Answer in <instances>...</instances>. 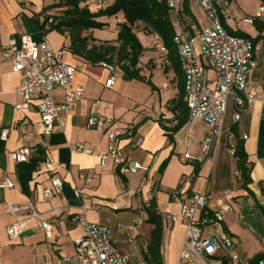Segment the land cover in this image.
Masks as SVG:
<instances>
[{"label": "crops", "instance_id": "crops-1", "mask_svg": "<svg viewBox=\"0 0 264 264\" xmlns=\"http://www.w3.org/2000/svg\"><path fill=\"white\" fill-rule=\"evenodd\" d=\"M61 1L0 0V185L6 179L14 183L13 189L0 188V261L62 264L64 258L76 252L74 240L83 234L78 217L84 213L88 221L107 225L116 248L135 264H178L186 233L180 217L181 201L202 192L212 197L209 210L223 214V221L209 224L204 234L231 238L243 263L257 264L264 259V24L243 21L247 29L236 28L222 12L228 32L245 33L258 46L260 67L252 75L251 85L259 96L238 121L234 119L235 96L229 97L220 144L208 157L201 142L211 133V127L204 121L191 120L188 109L184 113L175 109L178 77L167 54L156 46L146 47L138 65L142 79L126 80L115 66L117 77L107 86L113 72L104 64H93L74 54L70 50V35L53 29L51 20L45 23L48 16L56 14L52 6ZM87 1L90 7L99 6L94 0ZM114 1L105 3L110 5ZM228 1L226 7L231 3ZM195 7L186 2L178 14L171 12L176 35L193 36L204 28ZM114 17L118 20V33L124 16L120 13ZM101 20L108 24V17ZM199 25L201 29H197ZM91 32L101 41H114L117 37L116 34L112 39H100L96 30ZM140 33L146 32L137 35ZM147 35L156 43L157 38L162 41L158 35ZM24 37L35 42L48 40L55 51L65 49L63 61L76 68L75 81L85 87L86 98L75 110L62 113L51 134L44 133L37 109L39 99L33 100L31 109L18 108L23 103L17 91L23 76L2 58L9 38L20 44ZM207 76L213 78L209 69ZM54 98L62 102V92H55ZM91 113L110 117L115 121L113 128L131 127L142 137L140 145H135L125 135L120 146L126 156L147 170L120 175L112 162L106 167L100 165L99 155L107 152L109 140L107 132L87 126ZM4 131L8 133L5 138ZM81 144L94 152L79 151ZM238 144L244 146L248 155L249 183L242 180L237 159L231 153ZM22 147L31 148L32 156L29 161L17 162L13 153ZM184 154L190 156L185 163L180 159ZM47 159L54 163L50 169L45 164ZM52 173L64 180L62 193L44 200L41 188L51 185ZM189 174H195V178L184 187L181 200L172 199L182 177ZM29 201L44 220L53 224L51 236L31 225L11 239L8 229L16 219L7 213L8 205ZM139 218L142 223L136 226ZM155 229L160 236L151 249ZM216 260V264H236L225 250L219 252Z\"/></svg>", "mask_w": 264, "mask_h": 264}, {"label": "built area", "instance_id": "built-area-1", "mask_svg": "<svg viewBox=\"0 0 264 264\" xmlns=\"http://www.w3.org/2000/svg\"><path fill=\"white\" fill-rule=\"evenodd\" d=\"M97 5H103L106 0H94ZM164 3L172 13L178 14L184 3L199 7L208 17L209 25L197 31L193 36L177 34L174 37L177 56L184 74L185 103L188 107L191 120H201L211 127V133L201 142L203 153L212 157L220 144L224 131V122L227 113V103L231 95L235 96L237 111L235 121L253 101L258 99L256 89L251 85L252 75L259 69L260 61L256 56L257 44L251 39L233 35L226 29L223 20V6L228 0H156ZM260 21L264 24V0L260 10L254 17L244 18L247 24ZM156 49L168 54L164 43L157 38ZM66 50L55 51L48 40L35 42L30 37H24L20 44L9 38L2 49V58L12 64L13 70L22 74L23 78L17 91L23 98L20 109H31L32 102L39 99L38 112L45 134H51L55 125L60 121L64 111L75 110L79 103L86 98L83 84L75 81L76 68L63 61ZM264 64V56H263ZM112 72V77L106 85L111 86L116 77V67L106 65ZM207 69L213 73V78L207 76ZM264 87V72L262 79ZM60 91L63 101L57 102L54 93ZM115 121L96 113L88 117L87 126L107 132L108 149L99 155L100 165L106 167L112 162L120 175L138 173L147 170L141 163L130 159L120 146V139L128 136L133 144L140 145L142 137L133 128H113ZM4 131L2 136H7ZM78 150L85 154H92L94 150L86 144H81ZM235 153V149L231 150ZM17 162L29 161L32 150L22 147L13 153ZM182 162L190 159L189 154L181 156ZM50 169L53 162H45ZM66 168L65 164H61ZM195 174L182 177L180 188L172 195V199L181 200L184 187L190 185ZM51 185L42 186V198L47 200L53 194H61L64 180L51 174ZM0 188H14V183L6 179ZM79 197L80 191H76ZM208 192L197 193L187 201H181V214L185 227V239L178 264H216L220 251L225 250L228 257L236 264L243 263L235 251V243L227 236L221 238L216 235H205L204 230L211 223L223 221L221 212H211L208 204L211 200ZM83 210L85 205L82 206ZM229 208H226L228 210ZM7 213L11 214L16 222L8 229L11 239L17 237L31 225L51 236L53 224L44 220L33 202L9 203ZM169 213V210H166ZM78 220L83 234L74 240L76 252L64 258L62 264H135L129 255L119 251L113 241L111 229L100 222H90L84 213ZM142 223L139 218L136 226ZM135 228V226L133 227ZM264 241V237H263ZM0 264H4L0 261ZM257 264H264L261 259Z\"/></svg>", "mask_w": 264, "mask_h": 264}, {"label": "trees", "instance_id": "trees-1", "mask_svg": "<svg viewBox=\"0 0 264 264\" xmlns=\"http://www.w3.org/2000/svg\"><path fill=\"white\" fill-rule=\"evenodd\" d=\"M87 0H62L52 6L56 14L48 16L45 23L62 33H68L71 39L70 50L93 64L115 65L120 68L126 80L142 79L138 65L146 51L138 38V32L158 35L168 50L167 58L172 63L178 77L179 97L175 109L185 112L188 109L184 101V74L181 70L174 37L176 30L170 9L156 0H115L110 5H99L97 10L90 6H81ZM123 14L124 22L119 24L117 37L114 41H101L91 33L84 32L103 29L107 23L103 17H113ZM190 14L188 8L185 9ZM250 38L245 33L233 34ZM98 43V44H97ZM237 168L244 182H250L248 155L242 144L235 147ZM160 232L155 229L150 247L153 249L159 241Z\"/></svg>", "mask_w": 264, "mask_h": 264}, {"label": "rangeland", "instance_id": "rangeland-1", "mask_svg": "<svg viewBox=\"0 0 264 264\" xmlns=\"http://www.w3.org/2000/svg\"><path fill=\"white\" fill-rule=\"evenodd\" d=\"M261 4H262V0H231L229 7L224 6V4L222 5H223V11L226 17L229 18V23L232 26L236 28L247 29L245 23L243 22L244 18L254 17L260 10ZM86 5L91 6V3H89L88 1L87 2L85 1L84 3H82L81 6L83 7ZM104 5H107V4L104 3L103 6ZM98 8L99 6L91 7L93 11L97 10ZM194 9H195L196 16L201 21L202 27L208 26L209 20H208L207 15L197 7H195ZM50 23H52V21H50ZM117 24H118L117 18H115L114 16L108 17V24L106 25V28L96 30L95 35L100 39L101 38L102 39L115 38L117 34L116 32ZM197 29H201V26L199 25ZM91 33H92L91 31H88V32H84L83 35L87 36ZM138 37H139L140 42L145 48L146 47L148 48L149 46H152V47L155 46L156 42L154 41V38L152 36L147 35L146 33H140ZM115 65L117 66L116 62H115ZM184 94H185V86H184Z\"/></svg>", "mask_w": 264, "mask_h": 264}]
</instances>
